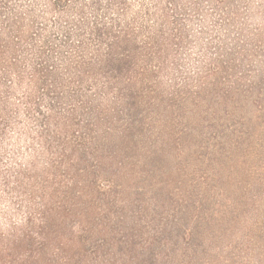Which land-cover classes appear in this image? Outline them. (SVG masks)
<instances>
[{"label":"rangeland","instance_id":"374dc122","mask_svg":"<svg viewBox=\"0 0 264 264\" xmlns=\"http://www.w3.org/2000/svg\"><path fill=\"white\" fill-rule=\"evenodd\" d=\"M86 1L0 0L2 16L11 17L17 10L25 18L21 34L16 31L5 33L4 38L14 43L19 40L23 48L18 50L27 49L30 53L29 56L22 50L18 52L22 58L20 66L25 72L23 86H19L13 72L7 81L12 83L13 91L9 96L10 114L0 118V139L7 137L5 144L0 140L1 173L23 169L35 147L19 139L18 130L12 125L14 122L26 123L32 118L33 112L28 113L25 97L31 83L30 68L41 62L33 55L34 46H44L51 59L49 64L59 66V45L66 41L61 30L72 28L69 22L74 20L77 7ZM127 1L136 12L141 11V2L149 8L152 6L151 0ZM192 1L169 0L165 3L170 22H176L171 24V34H179L181 38L174 39L172 48L180 59L177 68L183 74L191 75L190 82H186L188 76L182 78L181 75L176 80L161 79L159 96L154 102L146 101L144 108L135 112L132 127L124 130L116 125L111 131L102 129L100 138L90 146L87 154L83 148L79 150L80 164L75 173L72 171V178L61 173L54 179L56 186L51 191L57 205L66 196H77L72 201L77 206L76 216L67 219L68 226H75L76 233L77 223L87 220L86 249L89 251L103 245L110 248L113 232L133 224L134 216L142 207L149 209L150 216L182 212L180 219L185 227L189 213L199 211L201 205L207 211L221 205L227 207L231 196L222 192L219 177L214 175L222 164L218 162H233L238 148L245 146L254 149V162H260L255 156L260 151L261 161H264V9H257L258 0H195L200 4L197 12L192 9L195 3ZM247 1L253 3L252 8L255 7L260 18L250 20ZM101 2L107 4L105 0ZM236 9L241 12L234 14ZM30 12L34 17H29ZM245 25L250 28L247 34L241 32ZM181 41L185 42L182 44ZM230 56L232 61L228 59ZM213 69L218 72L214 76ZM43 93L46 91H37L34 100L47 116V103L53 101L58 108L62 105L56 96L51 100L44 99ZM5 95L1 94V98ZM26 128L33 136H38L34 121L28 122ZM47 156L38 157V174L49 167ZM65 170L66 167L62 169ZM35 182L31 180L28 186L37 188ZM2 185L1 196L5 194ZM254 189L263 191L264 187L257 185ZM41 198L47 200L38 190L34 202L40 204ZM25 199L31 200L28 196ZM18 210L17 204L8 208L0 200V227L6 234L11 233L13 225L26 223L27 211ZM217 219L216 215L207 222L205 237L198 238L206 242L208 256L218 257L223 254L224 246L241 237L239 232L230 240L219 239ZM141 221L148 234L154 232L147 219ZM228 234L231 236L232 231Z\"/></svg>","mask_w":264,"mask_h":264},{"label":"trees","instance_id":"16d2710c","mask_svg":"<svg viewBox=\"0 0 264 264\" xmlns=\"http://www.w3.org/2000/svg\"><path fill=\"white\" fill-rule=\"evenodd\" d=\"M105 1L107 4L102 5L101 0H87L77 7L74 20L69 22L72 28L61 30L66 41L59 45V66L49 64L51 59L44 46H34L33 55L41 62L30 68L31 83L25 97L32 118L12 125L18 130L19 139L35 147L23 169L0 172L5 193L0 200L8 208L17 204L18 211H27V218L24 225H13L11 233L6 234L0 227V264H264V190L254 189L257 185L264 187V161L260 151L255 155L260 162H254L252 146L238 148L233 162H218L222 164L214 175L219 177L222 192L231 196L228 206L207 211L201 205L199 211L189 213L186 227L180 219L182 212L150 216L149 209L142 207L133 224L113 232L110 248L103 245L89 251L87 220L77 223L76 233L75 226H68L67 219L76 216L77 206L72 201L77 196H66L57 205L52 194L54 179L61 173L72 178L79 163V150L83 148L87 154L102 129L132 127L135 112L159 96L161 79L176 80L178 75L188 76L187 83L192 79L177 68L180 59L172 48L180 35L171 34V24L176 22H170L165 9L169 0H151V8L141 2L139 12L127 0ZM258 1L257 9H264V0ZM192 3V9L199 12L200 4L195 0ZM252 4L248 3L249 18L255 20L260 17ZM240 12L236 9L234 14ZM28 14L34 17L33 13ZM11 15L7 18L0 13V118L10 114L13 85L7 82L8 78L13 72L19 86L25 80L18 52L22 50L30 56L27 49L18 50L22 46L19 40L14 43L4 38L5 33H22L24 16L17 10ZM249 29L245 25L241 32L247 34ZM228 59L232 61L231 56ZM211 73L214 76L218 72L213 69ZM40 89L46 91L44 99L56 96L62 105L58 108L53 101L47 103V116L34 100ZM1 94L6 95L1 98ZM32 121L37 124V137L26 128ZM0 140L5 144L7 137ZM45 155L49 167L38 174L37 159ZM65 167L67 170L62 171ZM31 180L36 181L37 188L28 186ZM38 190L47 199L41 198L40 204L34 202ZM27 196L31 203L25 199ZM216 215L219 239H231L241 232L238 241L224 246L218 257L208 256L206 242L198 240L205 237L206 223ZM142 218L153 225V233L148 234L142 227Z\"/></svg>","mask_w":264,"mask_h":264}]
</instances>
